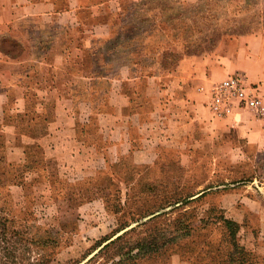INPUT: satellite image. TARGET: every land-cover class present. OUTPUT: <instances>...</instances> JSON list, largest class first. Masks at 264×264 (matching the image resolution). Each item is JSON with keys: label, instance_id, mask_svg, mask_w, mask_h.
I'll use <instances>...</instances> for the list:
<instances>
[{"label": "rangeland", "instance_id": "obj_1", "mask_svg": "<svg viewBox=\"0 0 264 264\" xmlns=\"http://www.w3.org/2000/svg\"><path fill=\"white\" fill-rule=\"evenodd\" d=\"M124 1L104 15L112 36L91 39L94 52L82 53L100 66L98 74L117 72L139 53L151 55L136 51L153 30L165 46L166 70L181 59L222 54V44L231 48L264 27L255 19L258 0ZM31 103L17 108L13 100H0V264H264V160L253 170L237 151L242 159H223L218 167L240 168L238 176L253 171L259 179L234 194L191 200L187 193L202 172L177 163H103L90 147L96 144L102 155L93 118L80 138L88 147L70 159L55 140L44 150L31 143L52 115L35 112Z\"/></svg>", "mask_w": 264, "mask_h": 264}, {"label": "crops", "instance_id": "obj_2", "mask_svg": "<svg viewBox=\"0 0 264 264\" xmlns=\"http://www.w3.org/2000/svg\"><path fill=\"white\" fill-rule=\"evenodd\" d=\"M117 1L0 0V100H13L17 108L33 101L35 112L52 114L29 141L44 150L55 140L63 157L76 156L88 147L80 138L87 118H93L96 141L103 143L109 163L119 158L142 167L177 163L202 172L187 193L191 200L251 186L259 179L253 171L238 176L240 168L218 166L223 159H242L237 151L253 170L264 160V117L234 110L220 118L207 105L213 85L236 74L255 86L264 106V27L244 34L231 48L222 44V54L181 59L166 70L165 46L153 30L136 51L151 55L139 53L119 64L117 72L98 74L100 66L83 60L82 53L94 52L91 39L112 36L103 18ZM257 2L261 8L254 9L255 19L264 20V0ZM98 25L105 26L94 28ZM95 146L90 147L99 156ZM202 164L209 167H197ZM229 170L237 175H209Z\"/></svg>", "mask_w": 264, "mask_h": 264}, {"label": "built area", "instance_id": "obj_3", "mask_svg": "<svg viewBox=\"0 0 264 264\" xmlns=\"http://www.w3.org/2000/svg\"><path fill=\"white\" fill-rule=\"evenodd\" d=\"M208 109L216 117H227L234 110H246L255 117H264V106L256 88L239 75H229L210 90Z\"/></svg>", "mask_w": 264, "mask_h": 264}, {"label": "trees", "instance_id": "obj_4", "mask_svg": "<svg viewBox=\"0 0 264 264\" xmlns=\"http://www.w3.org/2000/svg\"><path fill=\"white\" fill-rule=\"evenodd\" d=\"M97 143H99V142H97ZM96 145V144H95ZM98 154V153H97ZM100 157H101V159H102V161H103V163H106V162H108L107 160H105V158H104V156H103V154L102 155H100V154H98ZM97 156V155H96ZM109 163V162H108ZM112 163V162H111ZM187 197H189V196H187ZM225 223V225H230L229 224V222H224Z\"/></svg>", "mask_w": 264, "mask_h": 264}]
</instances>
